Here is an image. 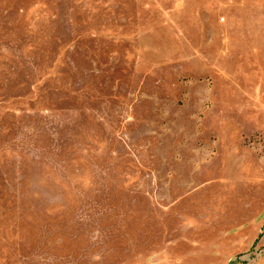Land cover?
<instances>
[{"label": "rangeland", "instance_id": "374dc122", "mask_svg": "<svg viewBox=\"0 0 264 264\" xmlns=\"http://www.w3.org/2000/svg\"><path fill=\"white\" fill-rule=\"evenodd\" d=\"M0 264H264V0H0Z\"/></svg>", "mask_w": 264, "mask_h": 264}]
</instances>
